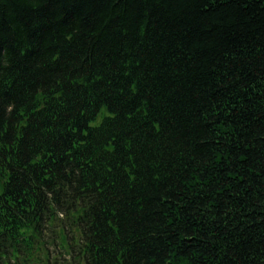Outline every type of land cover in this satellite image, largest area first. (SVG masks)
I'll list each match as a JSON object with an SVG mask.
<instances>
[{"label": "trees", "instance_id": "1", "mask_svg": "<svg viewBox=\"0 0 264 264\" xmlns=\"http://www.w3.org/2000/svg\"><path fill=\"white\" fill-rule=\"evenodd\" d=\"M48 227L73 264H264V0H0V252Z\"/></svg>", "mask_w": 264, "mask_h": 264}]
</instances>
